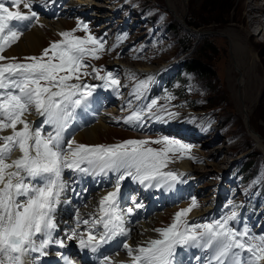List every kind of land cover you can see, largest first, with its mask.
I'll return each mask as SVG.
<instances>
[{"label":"snow or ice","instance_id":"6c2138e0","mask_svg":"<svg viewBox=\"0 0 264 264\" xmlns=\"http://www.w3.org/2000/svg\"><path fill=\"white\" fill-rule=\"evenodd\" d=\"M7 2L9 6L6 0H0V62L10 61L0 63V264H33L35 257L31 253L46 255L44 249L52 242L55 228L53 213L65 188L62 177L66 169L93 175L116 174L114 190L99 202L100 218L86 233L73 232L68 236V239L78 240L81 249L95 253L116 237L128 235L129 230L124 226L126 218L119 206L121 182L131 177L146 187L171 186L179 176L164 169L172 162V156L190 153L191 146L167 137L151 141L127 140L114 145L65 141L63 133L74 119L75 110L87 107L97 87L81 81L92 76L102 81L103 87L117 93L120 81L111 72L100 75L103 69L83 71L91 67L86 60H98L99 53L104 51V43L92 36L83 23H78L76 30L85 32V38L65 31L60 33L62 39L51 43L39 57H25L23 63L14 62L15 57H5L3 53L23 34V29L13 22L38 20L37 13L32 11L33 0ZM21 5L30 14L22 12ZM150 80L151 77L138 82L133 92L136 99L141 98ZM156 103L153 100L133 110L123 122L142 125L146 114L160 119L153 114ZM128 106L131 108V101ZM33 109L44 118L42 124L50 128L46 133L41 127L33 128L26 119ZM9 130L10 134H3ZM150 144L161 147H149ZM16 152L19 156L13 158ZM187 158L195 160L191 155ZM142 207L140 203L135 204V208ZM197 207L193 199L190 207L175 214L168 227L154 230L158 238L136 248L123 243L128 264H179L177 248L186 247L208 250L207 264L264 262V235H255L247 227L234 228L230 221L236 219V211L212 223H189L186 218ZM125 211L131 215L134 208ZM97 224L102 225V232H94ZM56 243L65 246L63 241ZM66 264L71 262L66 261ZM101 264L113 262L104 257Z\"/></svg>","mask_w":264,"mask_h":264},{"label":"rangeland","instance_id":"374dc122","mask_svg":"<svg viewBox=\"0 0 264 264\" xmlns=\"http://www.w3.org/2000/svg\"><path fill=\"white\" fill-rule=\"evenodd\" d=\"M53 1L55 0H51L50 4H58ZM58 1L64 7L60 4L57 6L64 9L63 12L65 13L62 19L57 18L59 22L50 18H45L46 21H42V25L46 26L48 33L45 36L43 46H41V40L35 48H29L26 52L18 54V48L14 51L11 49L19 43L20 38L3 55L8 58L15 57L17 59L14 62L21 60L20 63L25 62V57H39L54 39H57V42L62 39L60 34H53L49 37L54 32L56 24L61 22L60 20L64 22V24H61L60 32L68 31L73 27L70 31H73L77 37L80 31L76 30L78 24H75V21H79V23L87 25L92 36L104 43V51L100 52L99 55L101 58L102 56L107 57V62L101 65L94 59H88L85 63L91 65V67L83 69V71L92 72V68H97L104 70L100 73L102 76L107 72L114 73L120 81L118 93L111 88L103 87V82L93 79L92 76L85 77L81 81L82 83L96 85L97 87L92 97L89 98L92 101V107L90 108L91 102H87V107L78 116V124L71 130L69 141L75 140L77 144L84 145H100V143H122L127 140H136L129 133L135 136L139 133H133L132 128H125L120 123L109 124L108 126L112 129L111 133L92 143L78 139L81 133L75 132L91 127L98 120L99 115V120L101 119L102 113L100 111L103 109L101 107L103 103L108 102L109 105H116L111 107L108 105L107 110H118L130 115L133 110H138L155 100L157 103L153 108L154 116L160 113L164 116L160 119L150 118L149 115L145 116L142 125H140L144 128L143 130H147L145 133L143 132V136L153 138L155 134H166L157 136L154 140L167 137L190 145L191 152L187 154L195 157V160L189 159L190 162H183L182 164L191 163L193 166H190L197 173L191 175V177H183L179 174V171L173 169L172 172L177 173L182 180L181 191L175 195L176 199L160 196L161 187L153 186L149 195L145 198L147 205L154 207L156 204H168L170 211H175L173 214L175 216L178 206H180V210L187 205L190 207L191 201L195 199L198 204L196 209H207L211 205H215L219 209V211L211 213L210 223H212L220 220L219 218L222 219L230 215L229 212L222 211L223 217L221 216V209L224 207L225 202L235 208H239L240 204L247 202L253 185L242 189V186L246 185L242 182L241 177L237 176L236 169L243 157L250 158L258 153L264 155V36L263 34L260 35L258 30L251 29V26H248L250 16L245 15L243 7L251 1L220 0L218 3L215 0H210L209 3L206 0ZM144 2H146L147 12L141 8ZM256 2L259 6L264 7L262 0ZM212 3L214 4L213 7L211 6ZM50 4H47V6L50 7ZM148 4H155L171 15L172 26L180 31L178 36L173 34L171 36L165 32L167 25L164 23L165 19L154 17L155 10L154 12L150 10L147 7ZM6 6H9L7 1ZM227 7L228 14L225 15ZM66 8L68 10H65ZM20 10L29 13L27 9L21 8ZM32 11L37 13V9L33 6ZM37 16L38 20L20 22L17 26L23 28L24 25H27V29H30L36 22H39V18L44 19L39 13H37ZM190 23L196 24L198 28L191 26ZM198 33L202 34L199 35ZM186 34L191 35L192 39L186 40ZM86 35L84 32V38ZM119 35L121 37L118 40ZM180 39H184V44ZM186 47L191 48L189 52ZM192 58H198L214 72L213 77L203 78L208 89H197L198 86L194 79L185 75L186 78L192 80L188 85L195 90L192 99L205 97L202 106L207 105L213 108V111L215 108L222 109V114L228 117L229 121L231 120L230 128L224 127L218 118L215 121L213 118H207L205 123L208 127H200L196 131L193 129L195 132L185 128L182 129L176 121H173L175 115L178 117L179 122H195L196 124L202 118L207 117L206 112L197 111L188 104V101H185V98L181 99L178 96H174L173 101L165 98L150 99L151 90L155 87H162L164 78H170L178 74L179 62L185 60L189 62ZM4 62L10 61L5 60L1 63ZM143 69H151V71H136ZM114 74L113 76H115ZM149 77H151V80L148 82L147 88L142 90L141 98L136 99L133 95L136 85ZM242 79H244V86L239 83ZM182 84V81H178L174 88L181 89ZM129 101H131V108L128 106ZM164 109H167V111H164ZM91 110L95 116L92 119L89 114ZM209 110L207 109V111ZM169 113L173 115H169ZM30 116L38 117L36 113L30 114ZM202 123L204 122H200V124ZM5 133L10 134V131ZM254 135H259L262 147L257 145ZM152 138L140 139L151 141ZM148 146L157 149L161 147V145L156 144ZM236 152H240V154ZM184 155L177 153L172 158L179 159ZM102 178L115 184L116 174L109 175L107 173ZM134 182L131 180L128 185L133 186ZM124 188L126 189V184H124ZM230 188L236 189L238 196L230 199ZM262 189L264 192V187ZM220 192L223 196L217 202L216 197ZM124 203L127 202L124 201ZM259 204L261 206L258 211L260 220L254 214H251L254 219L248 217L250 221L242 223L241 226L238 225L236 220L230 221V224L237 230H243L247 227L255 235H264V198L260 200ZM205 218L208 219L209 217ZM162 221L163 219L160 218L157 225L167 224V222L161 223ZM198 249L197 247H192L191 250L186 249L183 254L184 264L189 263L191 258H193V263L197 262ZM246 255L247 253H245ZM207 259L208 253H205L203 261Z\"/></svg>","mask_w":264,"mask_h":264},{"label":"bare ground","instance_id":"6f19581e","mask_svg":"<svg viewBox=\"0 0 264 264\" xmlns=\"http://www.w3.org/2000/svg\"><path fill=\"white\" fill-rule=\"evenodd\" d=\"M50 1L51 0H33L32 6L35 9H37V13H39L40 16H43L44 19H42V17L39 18V22H37L31 29L23 32L21 36V40L19 41L17 45H15V47H13V49H11L12 51L18 48L19 50L18 54L24 53L27 51V49L35 48L36 46H38L37 44H39L41 40H42L41 46H43V42L46 39L45 36L48 33L46 30V26L42 25V21L43 20L46 21L45 18H50V19H55L57 20V22H59L57 18L62 19L65 13L63 12L64 9L57 6L59 4L63 6L62 3H60L58 0H55L53 2L55 4L57 3L58 4L53 5V3L50 4ZM250 1L251 2L247 3L243 7L245 15L247 17L250 16L249 17L250 23L248 26L249 27L251 26V29L253 28V29L258 30L259 34L260 35L263 34L264 36V7L259 6L258 3L256 2L257 0H250ZM47 4L48 5L50 4V7H48ZM21 8H23V5L21 6ZM65 10H68V9L66 8ZM25 14H30V13H25ZM53 17H56V18H53ZM60 21H61L60 23L56 24L54 32H52L49 35V37L52 36L53 34L58 35L62 33L60 32L61 24H64V22L62 20ZM16 23L19 24L20 22H16ZM78 23L79 21H75V24H78ZM24 27L25 26H23V28ZM53 42H57V39H54ZM136 71L147 72V71H151V69H143V70H136ZM243 81L244 79H242L239 82L241 86L243 85ZM109 104L110 103L106 102L101 105V107L103 108L101 110V113H102L101 119L100 120L98 119V122L93 124L91 127H87V129H81L78 132L79 134L81 133L78 139L89 141L90 143L99 141L104 136H107L111 133L112 129L108 126L111 123H120V124H123L122 126L124 127L132 128L134 133H143V131L140 130L139 126L135 124H131V125L125 124L123 122L124 119L128 116V113L120 112L118 110L115 111L113 109L112 111L107 110L106 108L108 107ZM109 106L111 107V106H116V105H109ZM32 113H35L34 109L32 110ZM28 117H31V116L28 115ZM43 119L44 118L39 115L37 118L35 116H32L29 122L32 124L33 128L41 127L43 131L46 133L47 131L50 130V128L47 125L42 124ZM70 126H71V122H70L69 127L63 133L65 141H67L68 139ZM3 134L7 135V133L5 132ZM253 137L255 141L257 142V145L259 147H262V141L259 135H254ZM16 156H19L18 152L14 154L13 158H16ZM177 170L180 172V174H187L188 176H191L197 173L193 169V167L190 166L189 163L178 165ZM71 172L76 174V177L74 178L75 181L73 184H70L69 182L64 180V176H66L67 174ZM108 174L111 175L113 173L109 172ZM102 176H105V174L93 175V174H88V173L73 172L70 169H66L64 171L62 179L65 185V188H64V191L61 192L60 194L59 202L56 204L55 211L53 213L55 228L52 230V242L48 245L47 248L44 249V252L46 253V255H49L52 250L57 249L56 245L58 243H56V241H63L64 244L69 245L71 242L76 240V239H68L69 234L73 232L77 234L85 233V231L89 230V228L92 226L93 222L100 218L99 202L104 196H106L109 192L114 190V185H115L112 181L102 178ZM128 179L129 181L132 180L131 177H128ZM89 182L91 183L90 189H93L94 191V196L90 194V191L86 192L85 190H83L84 185L89 184ZM107 183L109 184V186H106ZM124 184L126 183H124V180H123L121 182V194H120L119 201L122 198L121 197L122 193L125 191ZM219 196L220 197L223 196L222 192H220ZM125 205H126L125 203H121V209H124ZM129 207L130 206L128 205L127 208ZM211 210H212V206L207 209L195 210L191 218L194 221H197L200 217L206 215L207 212H210ZM134 212H135V217L133 218L132 221H131V218L125 216L127 224L129 228L131 229V231L136 230L137 226L145 227L144 228L145 232L143 234L133 235L131 241L128 243L131 247L136 248L138 246L145 244V242H147L150 239L158 238L157 233L154 231L155 229H158V228H155V226L152 224L153 221L149 220V214L147 212L145 211H143L142 213H138L136 211ZM161 219L164 220L165 217H161ZM84 220L89 221V223L84 224L83 223ZM99 227L100 225L97 224L95 225L93 230L97 231ZM37 239L39 240V237H37ZM30 255L32 257H35L33 264H49L42 259V256L39 253H31ZM117 258L122 259V260L129 259L127 256L126 250L118 254ZM176 258H177V255H176ZM198 258H200V255L198 256ZM262 263L264 264V262ZM193 264H197V263H193Z\"/></svg>","mask_w":264,"mask_h":264},{"label":"trees","instance_id":"16d2710c","mask_svg":"<svg viewBox=\"0 0 264 264\" xmlns=\"http://www.w3.org/2000/svg\"><path fill=\"white\" fill-rule=\"evenodd\" d=\"M206 1L208 2L210 0H206ZM215 1H217V3H218L220 0H215ZM225 1H227V0H225ZM145 3L146 2H144L143 9L145 12H147ZM213 5L214 4L212 3L211 6L213 7ZM147 7L150 10H152L153 12L155 10L153 15L157 19L159 17L165 19L164 23L167 24L166 28H165V32H167L171 36H173V35L178 36L179 35L180 31L172 26L171 15L167 11L163 10L162 8L157 7L155 4H148ZM227 14H228V7H227L225 15H227ZM190 25L198 28V26H196V24H194V23H190ZM202 37H206V36H202ZM188 39H192L191 35L186 34V40H188ZM180 40H181L182 44H184V39H180ZM190 49H191L190 47H186V50L188 52L190 51ZM196 49H197V47L195 48V50ZM195 50H194V52H195ZM179 68L180 69H179L178 74H175V76H173L172 80L169 82V85L163 89L155 90L156 93L161 94V95L166 94V93H170L169 95H171L170 96L171 101H173L175 99L174 96H179L182 99H184V98L191 96V93H189V87L190 86L188 85V83L192 82V80L189 78H186L185 75L191 76L194 79V81L196 82L197 86L199 88H203V89H208V86L205 84L203 78L214 76V72L210 69V67H208L206 64H204L198 58H192L189 62H187L186 60L184 62H179ZM178 81H180V82L182 81L183 86L181 89H175L174 88L173 94H172V92H170V90L172 89V87H174L175 83ZM204 100H205V97H201V98L196 99V100L195 99H189L188 104L191 107H193L194 105L199 104ZM205 109H213V108H211L207 105L201 107V110H205ZM209 116H212L214 118H218L219 121L221 120V124L224 127L230 128L229 125L231 124V120L229 121V118L222 114V109H220V108L216 109L215 112ZM198 125H200V122H198ZM236 153L240 154V152H236ZM262 157H263V155L261 153L254 154L250 158L244 157L240 161L239 166H238L240 174H242V173L250 174L252 172V174H251L252 180H255L258 182L256 190H255L253 197H252V201L254 204L253 207L255 208V211H257V208H258V205H257L258 200L264 196V192L262 189L264 187V163H263ZM243 210H244V208H243Z\"/></svg>","mask_w":264,"mask_h":264},{"label":"water","instance_id":"95a60500","mask_svg":"<svg viewBox=\"0 0 264 264\" xmlns=\"http://www.w3.org/2000/svg\"><path fill=\"white\" fill-rule=\"evenodd\" d=\"M199 35L202 34V33H198Z\"/></svg>","mask_w":264,"mask_h":264}]
</instances>
